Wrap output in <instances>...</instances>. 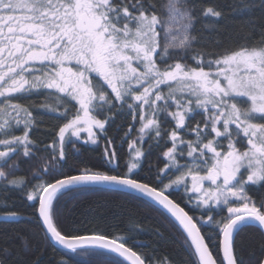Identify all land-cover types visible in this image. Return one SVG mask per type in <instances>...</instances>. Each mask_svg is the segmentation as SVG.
I'll return each mask as SVG.
<instances>
[{
	"label": "snow or ice",
	"instance_id": "6c2138e0",
	"mask_svg": "<svg viewBox=\"0 0 264 264\" xmlns=\"http://www.w3.org/2000/svg\"><path fill=\"white\" fill-rule=\"evenodd\" d=\"M139 206L183 264H264V0H0V264H176Z\"/></svg>",
	"mask_w": 264,
	"mask_h": 264
},
{
	"label": "trees",
	"instance_id": "16d2710c",
	"mask_svg": "<svg viewBox=\"0 0 264 264\" xmlns=\"http://www.w3.org/2000/svg\"><path fill=\"white\" fill-rule=\"evenodd\" d=\"M199 2V0H197ZM219 2L223 4H239L240 0H219ZM256 4H259V0H255ZM226 12H230L231 10L225 8ZM255 16H260L261 11L257 8L254 11ZM245 18L244 15H231L230 20L228 21L229 24H238ZM202 25L198 24L197 28L200 29ZM204 35V41L207 42L209 36H212L215 39V36L210 33H201ZM179 193H177L178 195ZM103 194L93 193V194H82L77 197V201L79 200H96L100 199L103 201L104 199ZM135 206V205H133ZM125 209L117 208L114 206H110L106 209L98 210L94 213H89L87 219L85 220L86 227H108L109 229L112 228L113 225H117L119 227H123L121 221L123 220L122 213ZM136 211L140 217V226L145 229V231L139 234L137 239V244L140 246H144L143 250L151 251V246L153 242H156L160 251L164 252L167 251L169 254L174 256L176 264H183V262L187 259V256L182 248L177 247L176 241L170 235V232L173 231L172 226L168 224V222L163 218L160 217L157 212L154 210H145L143 206L136 207ZM4 222L0 221V225ZM157 229L161 230L165 235L164 238L161 240H157V237L152 233L155 232ZM123 234V233H121ZM242 239L243 245L245 248V254L249 251L250 246H255L256 242L258 241V235L254 233L244 232L241 234V237L238 238V242ZM22 256V254H20ZM57 256V253L49 247L47 251L44 253V261L43 264H49V261L53 260L54 257Z\"/></svg>",
	"mask_w": 264,
	"mask_h": 264
}]
</instances>
